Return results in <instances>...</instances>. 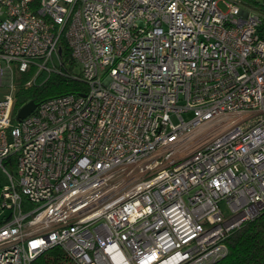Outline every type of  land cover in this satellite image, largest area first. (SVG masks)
Masks as SVG:
<instances>
[{
	"label": "built area",
	"instance_id": "1",
	"mask_svg": "<svg viewBox=\"0 0 264 264\" xmlns=\"http://www.w3.org/2000/svg\"><path fill=\"white\" fill-rule=\"evenodd\" d=\"M260 11L242 0H0V264L54 246L75 264L223 258L226 239L264 211ZM28 71L25 87L58 74L86 89L18 121ZM203 127L216 131L186 152Z\"/></svg>",
	"mask_w": 264,
	"mask_h": 264
},
{
	"label": "trees",
	"instance_id": "2",
	"mask_svg": "<svg viewBox=\"0 0 264 264\" xmlns=\"http://www.w3.org/2000/svg\"><path fill=\"white\" fill-rule=\"evenodd\" d=\"M245 5L261 10L264 19V8L257 0H242ZM256 6V7H255ZM64 55L70 72L79 73L76 63L70 58V49L64 44ZM30 71L22 74L17 81L14 109H18L30 100L39 103L47 98L69 92H84L85 84L72 77L50 74L40 85L23 86ZM227 254L213 264H264V211L254 219L247 221L236 229L227 239ZM30 264H75L58 246L46 249Z\"/></svg>",
	"mask_w": 264,
	"mask_h": 264
},
{
	"label": "rangeland",
	"instance_id": "3",
	"mask_svg": "<svg viewBox=\"0 0 264 264\" xmlns=\"http://www.w3.org/2000/svg\"><path fill=\"white\" fill-rule=\"evenodd\" d=\"M219 6L221 9H225V6L223 5V3L220 1L219 2ZM47 78V75L44 74L41 78H39L37 80V85H40L42 84ZM9 93L8 90H6L4 87L0 86V98H2L5 94ZM186 116V115H185ZM216 130L214 129H208L206 130L204 127L203 129H201L199 132H196V138L194 139V141L190 142L188 144V147H187V151H189L193 145L200 139H204V138H207L209 137L211 134H213ZM8 182V178L7 176L5 175V173H3L1 170H0V196H1V188L4 184H6Z\"/></svg>",
	"mask_w": 264,
	"mask_h": 264
},
{
	"label": "water",
	"instance_id": "4",
	"mask_svg": "<svg viewBox=\"0 0 264 264\" xmlns=\"http://www.w3.org/2000/svg\"><path fill=\"white\" fill-rule=\"evenodd\" d=\"M37 103H35L33 100L28 101L24 105H22L16 114V119L19 121L29 115L36 107Z\"/></svg>",
	"mask_w": 264,
	"mask_h": 264
}]
</instances>
